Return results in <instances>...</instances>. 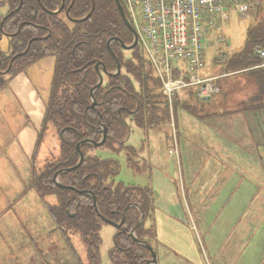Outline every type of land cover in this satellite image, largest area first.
<instances>
[{"label":"trees","instance_id":"16d2710c","mask_svg":"<svg viewBox=\"0 0 264 264\" xmlns=\"http://www.w3.org/2000/svg\"><path fill=\"white\" fill-rule=\"evenodd\" d=\"M40 1L42 5L38 0H22L19 11L5 21L4 31L9 34V47L7 51H1L0 64V89H3L8 80L4 79L1 72L8 69L9 61L14 56L25 52L30 42L28 52L18 57L9 69V77L14 78L46 56L57 57L43 124L51 122L57 131L59 157L47 161L38 175L33 173L30 188L38 192L41 198L51 195L57 198V204H47L51 218L58 225L66 226L72 233L80 235L88 255L86 264H101L103 241L100 232L106 224L95 210L93 197L59 189L54 182L58 172L78 164L77 146L82 144V165L74 171L62 173L59 176L60 183L92 193L103 217L115 223L124 221L110 251L113 264H146L152 258L151 252L136 243L131 232L135 228V237L152 245L157 239L155 226L146 227L154 211L152 189L117 183L119 162L95 155L96 148L83 142H100L105 128L108 138L102 148L117 154L125 152L131 167L139 165L137 151L127 145L129 122H135L142 130H156L170 123L168 103L160 92L161 82L154 76L150 63L140 50L135 53L133 61L126 59L120 45L115 43L111 47L122 72L107 78L106 84L95 91L96 105L92 107L91 91L99 82L96 66L101 64L109 73L117 70L107 49L109 40L118 38L124 43L133 41L127 35L128 29L115 0H95L91 17L75 23L71 20H79L89 14L91 0H75L69 18L62 13L54 14L61 6V0ZM63 2L65 7H69L71 0ZM20 3L21 0L0 2V23L5 16L1 10L8 7L9 14L17 10ZM250 13L254 22L246 29L242 48L227 57L225 70L228 73L248 70L260 63L254 54V47H264V0ZM35 38L40 40L32 41ZM263 81L262 77H258L261 87H264ZM41 136L42 125L38 138ZM132 204L138 208L129 207ZM141 212L145 216L144 222L138 225Z\"/></svg>","mask_w":264,"mask_h":264},{"label":"rangeland","instance_id":"374dc122","mask_svg":"<svg viewBox=\"0 0 264 264\" xmlns=\"http://www.w3.org/2000/svg\"><path fill=\"white\" fill-rule=\"evenodd\" d=\"M2 12L5 15L8 13L6 7ZM230 15L229 21L222 26V36L225 40L220 34L209 35L205 55L209 65L212 63L214 53L226 54L228 61L227 57L230 54L239 51L244 45L247 27L254 22L252 13L247 17H240L230 11ZM7 48L8 41L4 37L0 49ZM129 55L130 52L124 54L126 59H129ZM55 62V56L46 57L15 78L10 86L0 89V264L87 263L88 255L80 235L72 233L66 226L58 225L50 216L47 204H57V198L54 195L41 198L38 192L30 188L33 173L35 172V176L38 175L47 161L59 157L60 142L57 131L51 122L43 124L42 118L45 109L43 102L51 88ZM3 77L8 79L7 76ZM135 86L138 88L136 83ZM30 90L36 91L34 97L30 96ZM252 91L251 83H247L244 86L236 85L233 89H227L223 92L224 95L220 89V93L215 97L220 95V98L223 95L220 99L223 97L226 99L231 94L233 104H229L228 108L232 110L226 111L243 112L239 106L242 100L249 98ZM37 93L41 98L38 101ZM215 97L210 101L190 102L198 105L199 113L203 112L204 115L200 119L183 111L188 102H176L171 112L173 115L171 123L162 130L164 135L158 131L151 132L150 144L142 150V146L146 145L143 143L144 133L133 126L128 145L138 148L139 155L157 152L161 162L168 163L171 174L176 180L179 179L174 161L176 159L167 157L174 138L181 152H215L210 136L219 139L223 144L226 142L217 128L220 121L214 120L217 116H209L210 111L202 107L204 103L214 102ZM23 102L25 110L21 105ZM210 109L213 113L223 112L218 106ZM27 115L32 121L30 128L33 132L29 139L24 135V131L29 129L28 125L25 126L28 123ZM40 121L42 136L37 138ZM226 126L229 127L227 124ZM242 127L237 123L232 128L233 131L241 133ZM198 134L200 139L196 142ZM247 136L254 137L250 131ZM34 139L36 146L31 153ZM258 141L253 144L255 148L250 153V149H245L244 153L233 147L236 153L234 162L249 170L248 179L240 190L235 187L240 177L233 174L227 183L219 178L218 184L211 185L213 186L211 190L199 187V197L202 198L199 206L189 204L195 225L201 229L203 219L210 225L208 238L205 239L198 231L204 239L205 246L204 262L200 264H264V142ZM155 142L157 145H154ZM94 154L119 162L120 173L116 178L117 183L131 186L146 184V177L141 173L148 170V164L143 165L140 161L139 165L131 167L124 152L117 154L106 148H98ZM220 170L218 169V172H221ZM218 189H221V192L217 202H210V194L213 195ZM196 194L198 195L197 192ZM100 234L103 241L101 264H113L110 251L114 246L116 228L104 225ZM229 235L232 239L224 246Z\"/></svg>","mask_w":264,"mask_h":264},{"label":"crops","instance_id":"0c3cea01","mask_svg":"<svg viewBox=\"0 0 264 264\" xmlns=\"http://www.w3.org/2000/svg\"><path fill=\"white\" fill-rule=\"evenodd\" d=\"M6 10H8V7H6ZM1 13H3L2 10ZM212 58L210 65L205 59L203 73L207 77L216 78L215 83L220 87L221 93L226 92L227 89H233L236 85L244 86L247 83H251L253 91L248 99L242 100V104L239 106L243 112L232 113L235 110L232 112L226 111L228 109L232 110L228 108L229 104H233L231 102V94L226 99L225 97L220 99L225 94L223 93L220 98V95L215 97L214 102L211 101L202 105L203 109L206 108L210 111L209 116H217L214 120L220 121L217 128L220 130L226 142L223 144L219 139L210 136L212 148L215 149L213 153L179 151L178 159H173L177 165L179 179L176 180L174 175L171 174V168H169L168 163L161 162V157L157 152L141 154V158L143 157L147 161L148 170H144L141 173V175L146 177V184L140 187H150L155 199L154 211L152 212V217L146 222V227L154 225L156 228L157 239L153 246L158 257L157 264H200L202 261L204 262V239L200 236L199 232H201L205 239L208 238L210 225L206 219H203L201 229L198 225H195V219H192L194 217H192L190 205L194 207L199 206L202 200L199 197V187L211 190L213 189L211 185L218 184L219 178L224 183H227V180H230L233 174H238L240 178L237 180L235 187L240 190L239 188H242L248 179L249 170L234 162L236 153H234L233 147L239 148L244 153H246L245 149H250V153L255 148L253 144L256 141L259 140L258 143L264 142V87L258 84V77H262L263 81L264 68L228 73L225 70L226 54L219 53L218 55V53H214ZM26 80L28 79L26 78ZM14 81L15 79L8 86ZM29 92L31 94L30 96L34 97L36 91L33 92L30 90ZM39 99L40 97L37 93L36 101ZM223 99L225 100L222 101ZM187 102L189 103L187 105L188 107L183 111L196 119L202 118L204 114L203 112L199 113L200 110H197L198 105L190 104V102H200L192 98V96L187 98ZM21 105L25 110V102ZM213 106H218L223 112L213 113L210 109ZM43 116L44 114L42 118ZM27 118L28 123L25 126L28 125L29 129L24 131V135L29 139L33 136L30 128L32 121L29 115H27ZM237 123L243 126L241 133L233 131L232 127ZM41 125L42 123L40 121L37 138L41 130ZM249 131L254 137L247 136ZM199 139L198 134L196 142ZM33 141L35 145L33 142L31 153H33L36 146V140L34 139ZM25 142L28 141L25 140ZM154 145H157L156 142ZM167 157L169 159L173 158L169 153ZM218 169H221V172H218ZM220 192L221 189H218L213 195L210 194V202H217V197ZM191 201L193 204H191ZM231 239L232 236L229 235L224 242V246H227Z\"/></svg>","mask_w":264,"mask_h":264},{"label":"built area","instance_id":"2783aa9c","mask_svg":"<svg viewBox=\"0 0 264 264\" xmlns=\"http://www.w3.org/2000/svg\"><path fill=\"white\" fill-rule=\"evenodd\" d=\"M261 1L123 0L141 50L161 82L170 112L176 102H185L189 96L210 101L220 93L216 78L203 73L209 35L220 34L225 40L222 26L229 21L230 11L246 17ZM254 54L260 63L252 69L264 68V47L256 46ZM169 155L178 159L176 138Z\"/></svg>","mask_w":264,"mask_h":264},{"label":"water","instance_id":"95a60500","mask_svg":"<svg viewBox=\"0 0 264 264\" xmlns=\"http://www.w3.org/2000/svg\"><path fill=\"white\" fill-rule=\"evenodd\" d=\"M38 2H39V4L42 5V3H41L40 0H38ZM116 2H117L118 9L120 10L121 15H122V17H123V20H124L125 23L128 25V27L131 28V30H132V32H133V34H134V41H133V44H132L131 46H129V47H127L126 45H124L123 42H122L121 40H119V39H113V40L109 41L107 47H108V50L110 51L111 55H112L115 59H116V57H115L114 53L111 51V43H112L113 41H117V42H119V43L121 44L122 48H124V49H126V50H131V49L135 48V47L137 46V43H138L137 34H136V32L134 31V29L129 25V22L127 21V17H126V14H125L124 8L122 7V5H121V3H120V0H116ZM21 4H22V0H21V3H20L19 8H18L17 10H15L14 12H11L10 14H8L7 16H5V17L2 19V21H1V23H0V43H1V41H2V39H3L4 36H8V35H9V34H7V33L4 31V23H5V21H6L9 17H11L12 15H14V13H16V12L19 11V9H20V7H21ZM94 9H95V0H92L91 11L89 12V14H88L86 17H84V18H82V19H79V20H76V21H77V22H84V21L88 20V19L91 17V15L93 14ZM54 14H56V12H54ZM69 16H70V15H69V10H68V12H67V17L69 18ZM19 30H20V28H19ZM29 47H30V44H29L28 48H29ZM28 48H27V50H26L24 53L15 56V58H13V60H15V59H16L17 57H19V56L24 55V54L28 51ZM1 58H2V54H1V50H0V64H1ZM13 60H12V61H13ZM116 62H117L118 73H121V66H120V63H119L117 60H116ZM96 71H97V74H98V76H99V82H98V84H97V85L92 89V91H91V98H92V101H93V105H92V107H94V106L96 105V101H95V98H94V93H95V91H96L98 88H100V87L103 85V75H102V73H101L100 70H99V65L96 67ZM107 138H108V133H107V130L105 129V130H104L103 137H102V140H101L100 142L96 143V142H94V141L88 140V141L83 142V144H89V145L94 146L95 148H100V147L104 146V144L106 143ZM81 145H82V144H79V145L77 146V153L79 154V162H78V164H77L76 166L72 167V168L65 169V170H62V171L58 172V173L54 176V182H55V184L57 185V187H58L59 189H62V190H69V191H77V192H79V193L82 194V195H91V196L93 197V199H94V207H95V210H96V212H97L99 218H100L105 224H107V225H112V226H114L117 230H120V229L122 228V225H123V222H124V221H122V222H120V223H115V222H113V221H111V220H109V219L103 217V216L100 214L99 210H98V201H97V199L95 198V196H94L92 193L87 192V191H78V190H76L74 187L63 185V184L60 183V181H59V176H60L62 173H69V172H71V171H74V170L78 169V168L82 165V163H83V161H84V155H83V153H82L81 150H80ZM132 206H133V207L135 206V207L138 208V206H137L136 204H132V205H130L129 207H132ZM126 211H127V209L125 210L124 215H125ZM144 217H145V216H144V213L141 212V217H140V220H139V222H138V225H140L141 223L144 222ZM134 233H135V228H134L133 231H132V238L135 240V242L138 243V244H141L142 246H144L145 248H147V249L151 252V257H152V258H151L150 260H148V261L146 262V264H157V263H158V257H157V253H156V251H155V249H154V246H153L152 244H149V243L146 242V241H140V240H138V239L135 237V234H134Z\"/></svg>","mask_w":264,"mask_h":264},{"label":"flooded vegetation","instance_id":"af4514ba","mask_svg":"<svg viewBox=\"0 0 264 264\" xmlns=\"http://www.w3.org/2000/svg\"><path fill=\"white\" fill-rule=\"evenodd\" d=\"M74 2H75V0H71V3H70V5H69V7H65V3L63 2V0H61V6H59L58 7V9L55 11L56 13H62V15L63 16H67V12H68V10H69V14H70V10H71V7L73 6V4H74ZM115 3H116V0H115ZM120 3H121V5H122V7L124 8V2H123V0H120ZM91 6H92V0H91ZM116 6H117V3H116ZM117 8H118V6H117ZM119 10V9H118ZM120 11V10H119ZM120 15H121V12H120ZM122 16V15H121ZM123 18V17H122ZM127 21L129 22V25L133 28V26L131 25V22H130V20L128 19V17H127ZM71 22L72 23H75V22H77L76 20H71ZM124 23H125V21H124ZM125 26H126V28L128 29L127 30V35L128 36H131L133 39H134V34H133V32H132V30H131V28H129L128 27V25L125 23ZM134 29V28H133ZM41 39H45V38H41ZM113 39H118V38H111L109 41H111V40H113ZM35 40H40L39 38H35V39H33L32 41H35ZM129 39H127V41H128ZM31 43L32 42H30V46H31ZM115 43H117V44H119L120 45V50H121V52L123 53V54H125V52H130V55L128 56V58L130 59V60H133V61H135V53L138 51V50H140V52L142 53V50H141V47H140V45H139V43H137V46L135 47V48H133V49H131V50H126V49H124V48H122V46H121V44L119 43V42H117V41H113L112 43H111V46L113 45V44H115ZM123 44L124 45H126L127 47H129V46H131L132 44H133V41L131 42V43H124L123 42ZM29 46V45H28ZM28 48V47H27ZM30 48V47H29ZM29 48H28V50H29ZM108 49V48H107ZM27 50V49H26ZM25 50V51H26ZM118 48H117V51H120ZM111 51H112V47H111ZM28 52V51H27ZM26 52V53H27ZM108 52H109V55H110V57L114 60V62L116 63V65H117V62H116V60L118 61V59H117V57H116V55H115V57H116V59L111 55V53H110V51L108 50ZM113 52V51H112ZM25 53V54H26ZM114 53V52H113ZM22 54V53H21ZM24 54V55H25ZM18 55V54H17ZM16 55V56H17ZM142 55H143V53H142ZM23 56V55H22ZM49 56H55V55H49ZM49 56H46V57H49ZM19 57H21V56H19ZM46 57H44V58H46ZM56 57V56H55ZM143 57H144V55H143ZM13 58H15V56L13 57ZM13 58L9 61V66H8V69L6 70V71H3L1 74H2V76H7L8 77V79H5V80H8L7 81V85L5 86V87H7L8 85H9V83L12 81V80H14L16 77H18L20 74H22V73H25L27 70H28V68H30L32 65H34V64H36L37 62H39V61H37L36 63H34V64H32V65H29L28 67H26L21 73H18V75H16L14 78H11V77H9L8 76V72H9V69L11 68V66L14 64V62L16 61V59L18 58H16L15 60H13ZM44 58H42V59H44ZM145 58V57H144ZM41 59V60H42ZM146 59V58H145ZM13 60V61H12ZM56 62H57V57H56ZM56 62H55V66H54V72H53V76H54V74H55V67H56ZM119 62V61H118ZM99 65V70H100V72L102 73V75H103V85L100 87V88H102L105 84H106V81H107V78H109V77H113V76H116V75H120L121 73H118V69L116 70V71H114V72H111V73H109V72H107L106 70H105V68H103L102 67V65L101 64H98ZM97 65V66H98ZM96 66V67H97ZM97 72V71H96ZM122 72V71H121ZM99 77V76H98ZM11 79V80H10ZM52 83H53V77H52ZM52 83H51V88H50V90H49V94H48V97H47V99L43 102V104H44V108H46V104H47V102H48V100H49V98H50V96H51V90H52ZM4 87V88H5ZM114 87H116V86H114ZM99 89V88H98ZM41 99V98H40ZM96 101V100H95ZM93 105V104H92ZM95 107V106H94ZM44 113H45V109H44ZM44 117V116H43ZM27 121H28V118H27ZM136 127L137 129H140L139 127H137L136 126V123L135 122H129V137H128V139H127V145H128V142H129V138H130V135H131V128L132 127ZM165 126H167V125H163L162 127H160V128H158V129H156V130H142V129H140V130H142L143 131V133H144V136H145V140H143V143H146V145H143L142 146V150H144L145 148H147V145H149L150 144V134H151V132H156V131H158V132H160V133H162V130L164 129V127ZM104 130H105V128H103V133H102V135L104 134ZM108 133V132H107ZM163 134V133H162ZM164 135V134H163ZM59 137V136H58ZM103 137V136H102ZM102 140V139H101ZM98 143V142H97ZM130 146V145H129ZM131 147H133V146H131ZM134 148V147H133ZM136 151H137V154H138V157H137V161L138 162H142V164L144 165V164H146L147 165V161L145 160V159H143V157L141 158V154L139 155V149L138 148H134ZM121 153V152H120ZM125 153V152H124ZM145 167V166H144ZM124 224V223H123ZM122 227H123V225H122ZM122 229V228H121ZM119 230H117L116 229V233L118 232ZM131 237H132V232H131Z\"/></svg>","mask_w":264,"mask_h":264},{"label":"bare ground","instance_id":"6f19581e","mask_svg":"<svg viewBox=\"0 0 264 264\" xmlns=\"http://www.w3.org/2000/svg\"><path fill=\"white\" fill-rule=\"evenodd\" d=\"M117 3V2H116ZM218 43H219V41H218ZM224 44V43H223ZM121 66V65H120ZM107 141V140H106Z\"/></svg>","mask_w":264,"mask_h":264}]
</instances>
